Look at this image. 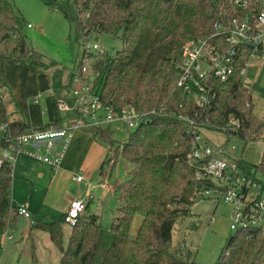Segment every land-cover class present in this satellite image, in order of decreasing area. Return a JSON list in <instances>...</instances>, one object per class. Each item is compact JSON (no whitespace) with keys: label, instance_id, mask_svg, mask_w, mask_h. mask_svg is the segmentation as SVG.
Instances as JSON below:
<instances>
[{"label":"trees","instance_id":"trees-1","mask_svg":"<svg viewBox=\"0 0 264 264\" xmlns=\"http://www.w3.org/2000/svg\"><path fill=\"white\" fill-rule=\"evenodd\" d=\"M42 1L61 11L70 24L77 21L81 35L105 33L121 41L120 49L98 54L93 65L97 72L95 90L102 104L115 110L132 105L139 111H153L129 132L121 146H115L114 153L120 147L119 157L133 167L117 185L120 205L109 230L97 223L93 213L79 216L57 264H198L189 251L180 258L169 250L173 224L189 215L197 185L194 164L187 158L191 140L178 115L197 113L205 130L223 132L225 141L236 137L245 142L255 132L264 140V117L256 115L252 95L240 82L239 70L247 60V51L235 63L233 74L214 84L215 96L206 106L198 105L193 90L183 93L176 78L183 43L210 34L215 21L236 14L238 9L223 0H75L76 11L72 12L59 0ZM24 27L23 15L14 1L0 0V47L4 46L3 51L0 49V87L8 61L37 71L53 68L50 85L62 95L75 72L63 82V68L30 44ZM10 38L15 39L12 46L7 45ZM230 116L238 126L229 122ZM2 122L6 127L0 148L9 147L26 130L61 126L60 120L36 125L11 119L0 93ZM110 159L106 157L101 167ZM236 161L246 174L264 185L256 177L257 173L264 176V147L258 163L244 158ZM11 181L12 166L1 164L0 234L8 224ZM136 214L141 216L132 231ZM64 224V214H45L34 218L31 229L45 231L60 246ZM213 264H264V229H239L230 234Z\"/></svg>","mask_w":264,"mask_h":264},{"label":"built area","instance_id":"built-area-1","mask_svg":"<svg viewBox=\"0 0 264 264\" xmlns=\"http://www.w3.org/2000/svg\"><path fill=\"white\" fill-rule=\"evenodd\" d=\"M235 6L238 12L228 15L224 20L215 21L210 34L186 40L182 45V59L178 66L179 75L176 85L183 93L194 91L195 101L199 106H206L215 96L213 86L216 82L226 81L235 70V63L247 51V60L240 68V82L244 86V74L251 57L264 52V0H223ZM30 26V24H28ZM85 44V40H82ZM86 46V45H85ZM75 70L70 85L65 93L57 95L53 88L49 92L54 96L57 107L67 111V123L59 128L46 130H26L16 136L9 147L0 148V165L12 166L19 154H25L48 164L53 170L59 168L66 148L73 135L79 130H91L101 124L116 122L130 129L137 128L146 121L153 111L143 112L132 105H125L119 110L101 103L95 90L97 72L93 65L88 66L86 49ZM87 48V46H86ZM94 50L99 46L92 44ZM247 49V50H246ZM82 52V53H83ZM40 93L33 99L38 101ZM191 140L187 153L189 162L194 164L197 185L192 192V199L208 198L216 204L224 203L229 207V228L264 229V187L260 182L246 174L236 159L226 156L221 143H212L209 134H205L200 116L179 114ZM201 121V122H206ZM229 122L238 126L232 116ZM3 130L6 123H0ZM76 181L84 177L76 173ZM90 181L83 193L70 201L64 214V222L74 226L84 212L90 196ZM16 212L24 218H34L25 203L17 206ZM7 239L11 234H4ZM180 248H183L181 244Z\"/></svg>","mask_w":264,"mask_h":264},{"label":"rangeland","instance_id":"rangeland-1","mask_svg":"<svg viewBox=\"0 0 264 264\" xmlns=\"http://www.w3.org/2000/svg\"><path fill=\"white\" fill-rule=\"evenodd\" d=\"M13 1L23 15L25 33L30 44L32 45V41L36 39L38 47H35L33 44L34 48L38 50L42 49L44 52L43 54L46 55L48 59L56 60L59 65L65 64L68 70L78 67L83 52V45L87 46V48L85 46V57L88 59L89 67L94 64L98 54H102L103 52L113 54L116 50L121 48V41L118 38L105 33H91L88 36L81 35V32L77 31L79 29L77 21H74L73 24L70 25L71 29L69 27V34L67 36L66 33L68 28L66 25L67 23H65L67 20L62 12L58 9L48 7L42 0ZM59 3L72 12L76 11L75 0H59ZM27 22H30L33 27L27 28ZM41 27L43 30L39 32ZM82 40H85V44H82ZM94 43L99 46V50H94L92 48V44ZM1 50H3V47H1ZM48 71V69H42L39 75L34 69L35 77H31L30 74L27 73L28 71H26L19 73V78L17 79L16 77V79L20 84L33 86L34 82H36V78L38 80V76H44ZM2 79L3 78H1V81H3ZM243 79L245 80L244 86L247 87L252 95L254 112L260 118L264 117V52L262 55H257L249 59V66ZM1 91L10 95L9 84L7 83L5 88L1 89ZM1 91L0 93H2ZM43 95L45 96L47 93H43ZM42 99L43 97L39 98V100ZM115 123L116 122L101 124L91 130H86V134H93L97 142L102 147L106 148V153L113 155L110 156V163H108H112L111 168L114 172L120 171L124 174L125 171L128 170L127 175H129V171L133 167V164L127 159L119 157L120 147L116 154L114 150L115 146H121L132 129L128 127L123 128L121 125V127L117 128V124ZM204 132H207V130L204 129ZM1 134L2 128L0 125V136ZM209 135L212 136L210 139L212 143H221L226 156L234 159L244 158L251 163L259 162L264 147V140L260 133L255 132L246 142L236 137H231L228 141H225L224 133L218 131L211 132ZM107 167L108 165L105 164L103 170L105 171ZM256 177H259L264 183V176L257 173ZM16 181L19 187L20 198L25 200L30 192L28 184L27 187H25V185L18 182V180ZM68 184L72 191L81 192L84 189V185H86V181L76 182L70 180ZM43 185L44 180L43 183L39 184L38 188L40 189H37H43ZM262 186L264 187V185ZM33 191L36 190L33 188ZM35 194L37 196L34 199L35 204H33V206L38 204V208L35 212L38 214V217L44 214L58 215L56 212L57 210L54 209L52 204L48 203V201H41L40 196L37 193ZM13 205H11L10 208L15 209ZM119 205L120 201L116 193L114 197L108 199V204L101 206L96 213L97 215L95 214L97 223L105 231L109 230L111 219L117 215L116 208ZM28 211L33 217L36 215L32 213V211ZM228 214L229 207L222 202L216 204L208 198H201L196 201L193 199V203L190 205L189 215L178 218L173 224L169 250L175 252L180 258H184L189 251L191 253L190 258L196 263L213 264L217 260L226 238L233 233L229 228L230 220ZM81 215H84V212ZM86 215L87 214L84 216ZM140 216V214H136L134 217L132 221V231L138 225ZM26 219L21 217L18 222L15 220L10 222L8 218L7 228L3 234H0V264H57L61 254L65 250L71 226L67 224L63 225L64 234L62 244L60 245L62 250H60V246L53 243L45 231L37 230L33 233L27 231L21 234V228L29 224L30 219ZM5 233L11 234L12 238H5ZM181 244H183V248H180Z\"/></svg>","mask_w":264,"mask_h":264},{"label":"crops","instance_id":"crops-1","mask_svg":"<svg viewBox=\"0 0 264 264\" xmlns=\"http://www.w3.org/2000/svg\"><path fill=\"white\" fill-rule=\"evenodd\" d=\"M65 23H67L66 25L68 31L66 35L68 36L69 27L71 29L70 25L72 24H70L68 21H65ZM28 24H30V26H28ZM26 26L27 28L33 27L30 22H27ZM42 30L43 28L41 27L39 32H41ZM33 41L32 46L34 44L35 47H38L36 39H34ZM14 43V38H10L7 41V44L10 46L14 45ZM1 47H3L4 50V46L2 45ZM39 50L42 54L44 53L42 49ZM44 56L47 58L46 55ZM22 65H25L26 67ZM61 65L62 64L59 65L58 63L57 66L63 68L62 81L67 82L69 79V75L75 72L76 69L74 68L72 70H68L65 67V64L62 66ZM29 68L26 64H11L8 61H6L4 64V73L2 75L3 81H1L3 85L0 87V91L1 89L5 88V85L7 83L9 84L10 95H7L6 92L2 91L1 94L5 98L6 108L10 113V118H18L25 121L26 123L36 125L53 123L57 120H60L61 126L65 125L67 123L69 114L67 111H62L57 107V104L53 99L54 96H52V94L49 92L51 88V73L53 68H47L49 70L48 73L44 74V76H38L39 79L37 80L36 78V82H34L33 86L20 84V82L17 80L19 78V73L28 71L27 73H29L31 77H35L34 69ZM36 72L37 74L39 72L41 73V70H36ZM39 93L41 94L40 97H43V99L39 100V97L38 101L34 102L33 99ZM43 93H47V95L44 96ZM115 124H117V128L121 126L124 128L122 124ZM50 128H53V125H51ZM86 133V130H79L73 135L68 143L62 162L59 168H57L56 170H53L48 164L36 160L25 154H19L17 156L15 162L12 164L11 181V205L14 204L13 206L15 207V209L20 203H25L27 205V209L36 214L35 212L38 208V204L36 206H33V204H35L34 199L37 196L35 193H37L40 196L41 201H48V203L54 206V209H56V212L58 213L56 217H58L67 210L68 205L72 199L77 198L82 194V191H84L87 186V181L91 182L89 185L90 196L84 210V215L90 213L96 214L101 206H105L108 204V199L114 197L117 193V185L127 177L128 170H126L124 174L120 171L114 172V170H112L111 168L112 163L109 164V161V163H106L108 167L104 171L103 166L105 164L101 167V163L106 157L112 155L106 153V148L102 147L97 142L93 134ZM205 134H211V132L207 131L205 132ZM76 173H79L84 177L82 181H86V185H84V189L81 192L72 191L70 189L71 187L68 184L70 180L76 181L72 177ZM16 180L25 185V187H27L28 184V189L30 192L25 200L20 198L21 196L19 194V187ZM43 180V189L38 190L40 189L38 188L39 184L43 183ZM33 188L36 191H33ZM15 209L10 208V222L12 220L18 222V220L23 217L21 215H18ZM35 217H38V214L34 215L33 218ZM27 231L29 233L37 231L36 229H31L30 221L28 226L25 225V227H22L20 230L21 234H24Z\"/></svg>","mask_w":264,"mask_h":264},{"label":"water","instance_id":"water-1","mask_svg":"<svg viewBox=\"0 0 264 264\" xmlns=\"http://www.w3.org/2000/svg\"><path fill=\"white\" fill-rule=\"evenodd\" d=\"M200 199V197H197V199L196 200H199ZM60 250H62V247L60 246Z\"/></svg>","mask_w":264,"mask_h":264}]
</instances>
